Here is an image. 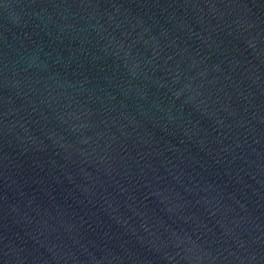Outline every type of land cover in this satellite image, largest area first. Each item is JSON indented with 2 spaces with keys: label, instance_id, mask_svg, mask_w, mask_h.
Returning <instances> with one entry per match:
<instances>
[{
  "label": "water",
  "instance_id": "water-1",
  "mask_svg": "<svg viewBox=\"0 0 264 264\" xmlns=\"http://www.w3.org/2000/svg\"><path fill=\"white\" fill-rule=\"evenodd\" d=\"M0 264H264V0H0Z\"/></svg>",
  "mask_w": 264,
  "mask_h": 264
}]
</instances>
